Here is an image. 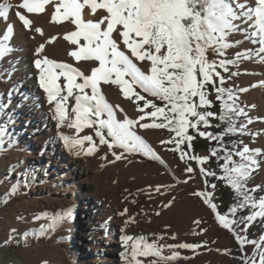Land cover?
Returning a JSON list of instances; mask_svg holds the SVG:
<instances>
[{
  "label": "snow or ice",
  "instance_id": "6c2138e0",
  "mask_svg": "<svg viewBox=\"0 0 264 264\" xmlns=\"http://www.w3.org/2000/svg\"><path fill=\"white\" fill-rule=\"evenodd\" d=\"M52 3H55V11L50 22L68 21L75 26V30L63 35V39L74 46L67 55L76 62H99L86 75L72 64L58 62L44 55L45 43H40L35 48L37 58L34 66L39 70V84L47 95V102L52 106L53 118L57 120L58 127H68L79 133L95 126V136L99 138L100 145H106L109 150H123L119 154L112 151L116 160L124 158L123 153H139L165 163L143 137L137 134V128L169 130L174 135L161 143L174 144L175 147L170 150L179 152L181 160H195L201 165L210 157L190 155L181 148V145L192 147L195 135L190 134L189 130L200 137L216 141L219 147L211 151V156H217L219 151L225 153L220 157L226 161L221 166L225 173L221 179L227 181L238 197V203L230 209L231 213L235 215L238 209L245 208L253 211L250 215L242 216L240 221L230 220L217 212L211 193L201 191L194 192L193 195L203 197V202L216 213V219L223 228L233 232L242 253L245 245H253L251 256L246 253L242 255L243 264H264V235L258 240H249L246 235L235 232L233 228L234 224L244 223L245 227L241 231L247 232L253 221L257 218L264 219V197L257 200L252 195L260 186H247V181L260 167L257 157L264 153L261 149L250 148L246 144L242 148L234 144L232 149L223 145L226 135H253L248 131V125L253 120L238 105V97L233 90L223 87L225 78L216 70L219 67L227 72L228 65H236L242 59L255 58L264 63V0H254L251 6L247 0H21L15 6V15L23 28L43 37V29L34 26V21L28 14L43 13L46 6ZM13 7L8 0L0 3V18L7 20ZM85 9H88L91 16L101 14L98 19L86 20ZM236 21H241V24ZM13 32L14 26L8 24L3 39L0 40V58L13 51L7 44ZM234 33H242L245 39L258 47L237 52L232 60H209V51L217 57H223L226 49L241 43L228 41V37ZM56 39L57 37H50L47 43ZM145 62L147 70L139 66ZM61 77L66 82L63 86L60 83ZM77 78L82 82H77ZM216 78L220 86H217ZM102 85L116 86L122 96L135 105L139 113L137 118L132 119L125 114L122 120L117 119L116 109L120 112L124 110L107 101ZM261 86H264V82H261ZM209 87L217 93V100L224 103V110L218 117L216 113L207 110L212 106V101L208 98ZM86 89H90V93ZM247 90L239 89L240 92ZM225 94L231 103L224 100ZM69 98L75 102L71 111L68 106ZM157 100L162 101L163 106L157 104ZM105 116L106 118H102ZM241 116L246 118V123L237 127L235 118ZM213 117L227 124L224 131L218 134L201 131V125L212 126L210 118ZM159 118L162 119L157 122ZM104 130H107L106 135ZM60 135L68 151L76 156L82 153L93 155L99 150L92 135ZM86 141L90 145L87 148L84 147ZM233 156L239 157V161L234 160ZM102 159H106V156ZM185 171L190 174L195 170L188 166ZM200 171L206 175H216L204 168ZM211 188L214 189L215 185H211ZM16 191V186H13L6 194L5 202ZM156 191L160 192V187ZM170 206L171 202L164 205L165 208ZM126 212L127 209L121 215ZM70 215L71 210H68L64 216L54 217L52 225L55 226ZM172 239L175 240L176 237L173 236ZM122 241L126 251L121 253V257L126 264H144L140 257H153L148 264H157L158 260L176 261L181 258L178 249L194 251L202 247L191 243H149L145 237L128 235L123 236ZM165 248L170 255H163Z\"/></svg>",
  "mask_w": 264,
  "mask_h": 264
},
{
  "label": "rangeland",
  "instance_id": "374dc122",
  "mask_svg": "<svg viewBox=\"0 0 264 264\" xmlns=\"http://www.w3.org/2000/svg\"><path fill=\"white\" fill-rule=\"evenodd\" d=\"M247 2L250 6L254 4V0ZM236 23L241 24V21ZM228 41L241 43L226 49L223 57H217L209 51L208 59L232 60L237 52L258 47L245 39L242 33L232 34ZM139 66L147 70V62ZM253 66L264 68V63L255 58L242 59L236 65H228L227 72L219 67L216 70L224 76V84L240 93L249 118L253 120L248 125V131L253 135H244L248 146L259 148L264 153V106L260 104V101L264 102V86H261L264 80L259 78L256 71L251 70ZM216 83L219 86L218 78ZM239 89L248 90L240 92ZM109 91L123 112L129 118L136 119L139 113L135 105L125 99L117 87ZM208 91L212 106L207 110L216 113L218 117L221 106L216 98L217 93L211 87ZM3 108L0 102V109ZM219 120L216 117L210 118L212 126L201 125L200 130L210 132L218 127ZM104 131L106 135L107 130ZM136 131L165 163L155 159L156 163L151 162L147 156L143 159L139 153H123L124 158L116 160L112 151L121 153V149L110 150L111 155L106 159L82 153L80 157L86 165L98 167L104 164L109 176L108 180L97 183L98 190L105 197L100 210H95L90 202L71 197L68 186L58 180L56 174L34 172L35 165L29 155L38 156L39 150L26 147L10 127H2L0 122V133H3L0 136V264H103V257L95 252V247L103 246V241L108 237L117 240V257L121 264H126L121 257V253L126 251L122 241L125 235L145 237L149 243L157 241L158 244L202 245L194 251L178 249L180 259L169 262L158 260L157 264H242L235 256V243L228 229L219 223L216 213L203 202V197L193 195L201 191L211 193L217 212L227 216L228 200L233 190L226 180L221 179L225 173L213 164V156L208 148L209 140L190 129L189 133L195 135L192 147L181 145L190 155L210 157L201 165L195 160H181L179 152L171 151L168 144L161 143L171 138L166 129L137 128ZM188 166L195 171L187 173L185 168ZM201 168L216 175H206L200 171ZM213 184L214 189L211 188ZM256 184L264 191V163L256 176ZM13 186H16L17 191L5 202L6 194ZM157 187H160V192L156 191ZM169 202L171 206L165 208L164 205ZM125 209L127 212L121 215ZM68 210H71V215L65 216L53 226L52 219L64 216ZM157 212L160 214L156 215ZM244 227V223L235 224V229L249 240H258L264 235V219L253 221L247 232L241 231ZM245 247L247 255L251 256L253 245ZM163 255H170L167 248ZM139 259L148 264L154 258Z\"/></svg>",
  "mask_w": 264,
  "mask_h": 264
},
{
  "label": "bare ground",
  "instance_id": "6f19581e",
  "mask_svg": "<svg viewBox=\"0 0 264 264\" xmlns=\"http://www.w3.org/2000/svg\"><path fill=\"white\" fill-rule=\"evenodd\" d=\"M243 1L241 0V2ZM3 2L4 0H0V3ZM8 2L14 7L10 9L7 20L0 18V40L3 39L8 24L14 26V32L11 39L7 41L8 46L13 51L6 54L0 63V80L2 81L0 102L4 106L2 110L0 109L2 127H10L11 131L21 138L26 147H34L39 150L38 156L29 155L35 165L34 172L56 174L58 180L68 186L71 197L83 199L86 203L90 202L95 210H100L105 194L98 190L97 183L109 178L104 164L98 167L86 165L80 156L68 151L60 134L78 135L79 137L92 135L99 147V150L93 154L95 158L109 157L111 155L110 150L106 145L99 144V138L95 136L93 128H85L77 133L75 129L58 127L57 120L53 118L52 106L47 102V95L39 84V70L34 66V60L37 58L35 48L40 43H45L44 55L58 62L72 64L74 67L80 68L86 75L90 74V68L96 67L99 62H76L67 55L74 46L65 41L63 35L75 30V26L68 21L50 22L51 15L55 11V3L48 4L43 13L28 14L29 18L34 21V26L43 29L44 36L41 37L39 34L23 28L16 17L15 11L17 9L15 6L21 0H8ZM100 14L91 16L88 9L84 10L86 20L98 19ZM53 36L57 39L52 43H47V39ZM33 37L35 38L33 39ZM251 70L256 71L259 78L264 80V68L253 66ZM79 79L77 78V82H82ZM60 83L62 86L66 83L63 77H61ZM110 88H116V86L102 85L107 101L116 106L118 104L113 101ZM86 91L90 93V89H86ZM74 103V100L69 98V111H71ZM260 104L264 106V102L260 101ZM119 112V109H116L117 119L122 120L125 112H120V114ZM121 114H123L122 117H120ZM88 146H90L89 142L86 141L84 147L87 148ZM116 241L115 238L108 237L103 241V246L95 247V252L103 257L101 260L103 264H121L117 257Z\"/></svg>",
  "mask_w": 264,
  "mask_h": 264
},
{
  "label": "trees",
  "instance_id": "16d2710c",
  "mask_svg": "<svg viewBox=\"0 0 264 264\" xmlns=\"http://www.w3.org/2000/svg\"><path fill=\"white\" fill-rule=\"evenodd\" d=\"M220 86V85H219ZM223 87L226 88V89H232L233 92L236 94V96L238 97V100H237V103L240 107L244 108L245 112H247L246 110V107L244 106V101L240 98V93L233 87L229 86V85H226V84H223ZM224 100L227 101V103H231V101H228L227 100V95L225 94L224 96ZM219 103H220V106H221V109H220V114L223 112L224 110V103L220 100H218ZM157 104L163 106V102L162 101H159L157 100L156 101ZM248 114V118H249V113L247 112ZM160 119L162 118H159L157 120V122H160ZM236 119V123H237V127H239V125L241 123H246V118L241 116V117H238V118H235ZM227 127V124L222 122L221 120H219V123H218V127L217 128H214L213 130H211L210 132L213 133V134H218V133H221L224 131V129ZM167 130V129H166ZM167 132L169 133V136L172 137L174 135V133H171L169 130H167ZM240 141H243V144H240ZM236 145L238 148H242L244 144L248 145L247 141L244 139V135H241L239 133H234V134H230V135H226L223 139V145L229 149H232L233 148V145ZM175 145L174 144H168V148L169 149H172L174 148ZM219 145L217 144L216 141H208V148L210 149V151H212L213 149L215 148H218ZM225 153L223 151H219L217 153V156H213V164L215 166H217L219 168V170L221 172H224L223 169H222V165L225 164V160L221 159L220 157L224 156ZM141 158L145 159L146 156L140 154L139 155ZM233 159L234 160H237L239 161V157H236V156H233ZM257 159L260 161V167L257 171H255L253 174H252V177L247 181V186L249 188H253L255 187L256 185V176L259 174L260 172V169L264 163V156H259L257 157ZM151 162H155V160L153 159H149ZM231 166V165H229ZM233 190V189H232ZM252 195L258 200L260 199L263 195H264V191L261 190V188H259V190H257L256 192L252 193ZM238 203V197L236 196L234 190H233V194L230 196L229 200H228V207H227V217L228 219L230 220H236L237 221V218H240L241 216L245 215V213L247 215H250L251 212L253 211L251 208H245V209H238L237 212L235 213V215H233L230 211V209L235 206L236 204ZM233 228L235 229V224L233 225ZM228 232L231 234L233 240H234V243H235V256L240 260V262L243 264L242 262V255H244L245 253L247 254L246 252V247L244 248V253H242L240 251V245L238 244L237 240L235 239V236L233 234L232 231L228 230ZM235 232L239 233L236 229H235Z\"/></svg>",
  "mask_w": 264,
  "mask_h": 264
}]
</instances>
